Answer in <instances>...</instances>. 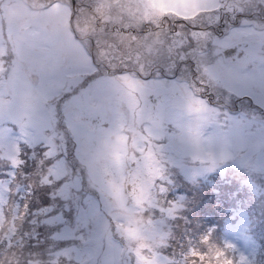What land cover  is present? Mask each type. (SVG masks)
<instances>
[{"label": "rangeland", "instance_id": "1", "mask_svg": "<svg viewBox=\"0 0 264 264\" xmlns=\"http://www.w3.org/2000/svg\"><path fill=\"white\" fill-rule=\"evenodd\" d=\"M55 3L65 6L59 8L54 17L57 31L64 36L58 43L62 63L79 64L81 61L79 46L72 41L75 34L94 63L98 44L104 47L111 44L121 59L130 57L148 66L168 69L175 64V67H187L193 79H205L206 91L201 97L215 111L196 113V119L204 123L202 146L217 153L226 150L232 158L211 167L210 161L194 160L186 149L176 145L158 149L154 159H142L133 164L130 145L134 141L141 147L145 145L138 130L139 109L134 100L122 110L110 113L111 122L102 126L101 117L87 104H82L77 109L66 110L82 122V156L91 164L89 173L77 159V145L65 125L66 110L57 104L53 111L51 102L46 103L60 88V65L38 62L26 80V86L35 89L36 96L33 111L26 117L31 119L36 115L34 126L28 129L30 135L19 137L17 132L15 137L0 139V145L8 150L7 157L16 161L20 150L31 145L65 153L62 138L67 140V154L62 158L70 155L76 165V175L71 180L69 175L65 176L69 185L62 191L75 188L81 192L73 193L74 198L69 201L74 217L60 214L56 221L62 225L57 237L73 243L65 246L62 241H54L51 245L54 259L59 264H83L85 260L88 264H113L119 257L123 264H167L163 258L168 256L167 238L174 239V229L178 227L168 216L172 215L168 212L172 204L183 194V211L190 212L192 206L187 200L190 192L196 195L209 184L214 186L216 194L222 184L237 182L241 188L237 192L244 190L241 199L249 214L236 203L240 205L237 218L229 222L226 242L234 246L247 264H253L260 245H264V112L248 97L264 102V72L261 71L264 69V0H0V48L7 44L10 49L4 59L10 62L13 43L29 42L33 28L46 22V18L39 16L41 11H36L32 5L50 7ZM85 23H93L97 31L96 37L87 44L76 34V28ZM208 24L213 28L205 29ZM105 41L107 44L103 43ZM224 47L233 52L224 53ZM218 54L231 59L217 63ZM185 55L189 57L187 60L182 58ZM161 71L162 75L155 78H132L116 83L122 93L133 98L146 87L190 101L184 81L163 74V68ZM192 105L193 111L200 107L195 102ZM101 127L107 131L102 132ZM25 139L29 143H24ZM162 143L168 145L169 141L166 138ZM56 157H52L54 162ZM67 169L69 174L74 172L68 166ZM82 169L88 176L86 184H83ZM8 185L9 180L0 184V225L5 217ZM109 190L112 195L108 194ZM117 193H120L119 208L116 207ZM81 198H85V203L82 199L85 205ZM51 208L48 213L55 211ZM64 208L61 213H72ZM121 215L124 221L118 227L115 221ZM75 222L79 225L69 227ZM113 228L126 245L111 235ZM80 237L89 243L86 245ZM102 242L104 252L98 257L95 249H100Z\"/></svg>", "mask_w": 264, "mask_h": 264}, {"label": "snow or ice", "instance_id": "2", "mask_svg": "<svg viewBox=\"0 0 264 264\" xmlns=\"http://www.w3.org/2000/svg\"><path fill=\"white\" fill-rule=\"evenodd\" d=\"M65 7L59 3L52 4L39 13L40 17L46 18V22L33 28L31 39L24 45L13 43L11 48L12 59L9 62L0 56V139L15 137L19 132V137L30 135L28 129L34 126L36 115L33 114L31 119H26L30 112L33 111V103L36 99L35 89L26 86L28 76L35 71L38 62H46L50 65H60L59 75L61 77L60 88L57 93L46 99V103L51 102L52 110L55 111L56 105L60 104L65 110L69 107L79 108L82 104H87L89 109L101 117V126L104 123H110L108 115L118 110H122L125 105H129L133 100L137 109H139V134L146 146L156 145L158 149L165 147L173 148L176 145L186 149L188 154L194 160H200L201 163L211 162V167L226 162L231 159V154L223 150L219 153L207 151L202 146V129L203 121L196 119V113L215 111L206 99H202L198 92H193L185 85L186 94L191 98L190 101H182L179 97L164 93L159 90H147L140 92L138 97H131L122 93L117 81L127 78L115 77H98L97 69L92 57L88 51L79 44L75 34H72V41L79 46V55L81 61L79 64L62 63L61 51L58 43L64 39L62 33L58 32L54 23V17L59 8ZM11 42V41H10ZM224 53H227L228 47H224ZM187 60L189 57H182ZM231 57L217 55V63L229 60ZM175 64L169 67V71L174 70ZM198 71H200L198 66ZM256 69L254 68L253 71ZM185 71H189L185 67ZM264 72V69H261ZM200 84L205 85L207 81L200 79ZM138 83H142L139 82ZM153 83L152 81L148 82ZM108 85V87H105ZM209 86H211L209 84ZM228 92V89H224ZM229 96L234 93H228ZM149 97H154V101ZM257 108L264 112V102L258 101L254 96L248 97ZM62 102V103H61ZM192 102L200 105L193 111ZM131 111V108H129ZM135 116L136 113L133 112ZM65 125L72 140L76 143V155L86 170L91 172V164L82 156L81 146V128L82 122L73 118L69 112L65 111ZM126 119V114H125ZM56 123H59L56 120ZM171 129V131H170ZM102 132L106 129L101 127ZM167 138L168 145L162 143ZM18 139V138H17ZM64 140V152L67 154V140ZM24 143H29L27 139ZM108 141H104L107 146ZM19 150V145H16ZM46 156L55 157L59 153L49 150ZM55 170V171H54ZM50 174L55 176V180H48L47 183H55L69 175L66 161L63 158L57 159ZM69 181L65 180L60 186V190L67 188ZM27 207V205H26ZM53 209L44 210L47 214ZM56 220V217H49V222ZM84 240V237H80ZM207 241V237L203 238ZM87 245L89 241L84 240ZM230 251H235L233 245H226ZM191 264H204L207 259V253L202 250L192 252ZM83 264H88L85 260ZM113 264H123L122 258H115ZM241 264H247L246 260L241 257Z\"/></svg>", "mask_w": 264, "mask_h": 264}, {"label": "trees", "instance_id": "3", "mask_svg": "<svg viewBox=\"0 0 264 264\" xmlns=\"http://www.w3.org/2000/svg\"><path fill=\"white\" fill-rule=\"evenodd\" d=\"M7 152L8 150L0 145V184L9 180L8 198L4 205L5 217L0 225V264H30L33 261H39L40 264H59L54 259L52 243L62 241V245L71 246L73 241H63L57 237V230L61 229L62 225H58L56 221L60 214L67 218L74 217L69 201L74 198L73 193L80 194L81 191L75 188L68 192L60 190V186L66 180L65 177L59 182L47 183L55 177L50 174L55 162L52 157L45 155L49 152L47 146L31 145L20 150L16 161L7 157ZM64 154L60 153L56 160L62 158ZM67 157L63 158L66 166L74 171L69 174L71 180L72 176L76 175V165H73L70 155ZM81 176L83 184H86L88 176L84 169L81 170ZM66 177L68 178V175ZM237 189H241L240 184L231 182L222 184L216 194L214 186L209 184L200 189L196 195L190 192L187 199L192 206L190 212L187 209L183 211L182 203L185 201L183 194L176 204H172L173 208L168 210L172 215L168 216L171 223L178 227L174 229V239L167 238L170 245L166 248L168 256L162 255L167 264H191V254L196 250L208 254L204 264H241L238 251L236 249L230 251L226 247L229 222L236 221V212L240 205H242L241 209L247 212L243 207L245 202L241 199V192L244 190L237 192ZM126 190L128 192V187ZM235 194L237 196H234ZM82 199L85 203V198H81V203L84 204ZM49 206L55 208V211L45 214L43 210ZM64 207L72 213H61L60 211H65ZM49 217H56V220L49 222ZM77 225L79 224L75 222L69 227L75 228ZM114 230L115 228L111 235L126 245V241ZM250 232L253 234L251 228ZM205 237L208 238L207 241L203 239ZM104 244L102 242L100 249H95L98 257H102ZM253 264H264V245H260Z\"/></svg>", "mask_w": 264, "mask_h": 264}, {"label": "clouds", "instance_id": "4", "mask_svg": "<svg viewBox=\"0 0 264 264\" xmlns=\"http://www.w3.org/2000/svg\"><path fill=\"white\" fill-rule=\"evenodd\" d=\"M32 7L36 11H43L49 5L46 4H39L32 5ZM95 17L93 18V20ZM107 19V17H105ZM76 34L80 36V41L87 44L90 39H93L97 35L96 28L93 23H85L83 27H77L76 28ZM104 44H107V42H103ZM10 54V49L8 48V45L5 44L3 48H0V56L7 57ZM122 55V54H121ZM95 67L97 69L96 75L98 77H115V78H127V79H149V78H155L162 75L161 69L163 68V74H171L175 76L177 79H182L184 81V84L187 85L193 92H198L200 95H202L206 88L200 84L197 83V80H200L199 77L196 79H193L191 76V72L185 71V67H181L177 65L174 70L171 72L168 68L160 66H148L144 63H140L136 60H132L130 57H124L121 59L120 55H117L113 51V46L111 44H108L107 47L102 46L101 44H98L97 52H96V58H95ZM178 73V75H177ZM123 81V80H122ZM158 148L155 144L151 146L144 145L141 147L138 143L135 141L130 145V151H131V162L133 164H136L139 160H151L156 157V152ZM137 153L140 155L137 156ZM134 191V189H133ZM109 195H112L113 193L111 190L108 192ZM117 203L116 207H121L119 203V195L120 193H117ZM124 221V217L121 215L115 223L117 226H122ZM13 256H15V253H13ZM30 264H40L39 261H33L30 262Z\"/></svg>", "mask_w": 264, "mask_h": 264}, {"label": "flooded vegetation", "instance_id": "5", "mask_svg": "<svg viewBox=\"0 0 264 264\" xmlns=\"http://www.w3.org/2000/svg\"><path fill=\"white\" fill-rule=\"evenodd\" d=\"M230 52H233L232 50H230Z\"/></svg>", "mask_w": 264, "mask_h": 264}, {"label": "water", "instance_id": "6", "mask_svg": "<svg viewBox=\"0 0 264 264\" xmlns=\"http://www.w3.org/2000/svg\"><path fill=\"white\" fill-rule=\"evenodd\" d=\"M74 5V4H73Z\"/></svg>", "mask_w": 264, "mask_h": 264}]
</instances>
